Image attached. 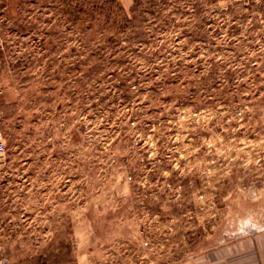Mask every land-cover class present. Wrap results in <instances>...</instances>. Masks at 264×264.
<instances>
[{
    "label": "rangeland",
    "instance_id": "374dc122",
    "mask_svg": "<svg viewBox=\"0 0 264 264\" xmlns=\"http://www.w3.org/2000/svg\"><path fill=\"white\" fill-rule=\"evenodd\" d=\"M0 129V264H264V0H0Z\"/></svg>",
    "mask_w": 264,
    "mask_h": 264
},
{
    "label": "crops",
    "instance_id": "0c3cea01",
    "mask_svg": "<svg viewBox=\"0 0 264 264\" xmlns=\"http://www.w3.org/2000/svg\"><path fill=\"white\" fill-rule=\"evenodd\" d=\"M248 241H242L236 244H219L202 256H194L191 264H229L230 262L241 263L245 259H252L249 254L253 250L256 252L255 255L258 254L260 257V252L262 251L261 246H256L254 243H249Z\"/></svg>",
    "mask_w": 264,
    "mask_h": 264
},
{
    "label": "trees",
    "instance_id": "16d2710c",
    "mask_svg": "<svg viewBox=\"0 0 264 264\" xmlns=\"http://www.w3.org/2000/svg\"><path fill=\"white\" fill-rule=\"evenodd\" d=\"M136 1H139V0H136ZM111 4V3H109ZM113 7L114 5L115 6H118L117 2L115 1L113 4H111ZM105 11V10H103ZM65 249L67 250L68 252V255L71 257L72 256V253H73V247H72V243H69V244H65ZM37 261L39 264H49V260H47V258H44L42 256L38 257L37 258Z\"/></svg>",
    "mask_w": 264,
    "mask_h": 264
},
{
    "label": "built area",
    "instance_id": "2783aa9c",
    "mask_svg": "<svg viewBox=\"0 0 264 264\" xmlns=\"http://www.w3.org/2000/svg\"><path fill=\"white\" fill-rule=\"evenodd\" d=\"M5 156H6V145L0 129V163L5 158Z\"/></svg>",
    "mask_w": 264,
    "mask_h": 264
}]
</instances>
